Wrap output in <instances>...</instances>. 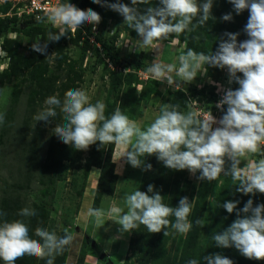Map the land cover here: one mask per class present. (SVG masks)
<instances>
[{
    "label": "clouds",
    "instance_id": "9594fccd",
    "mask_svg": "<svg viewBox=\"0 0 264 264\" xmlns=\"http://www.w3.org/2000/svg\"><path fill=\"white\" fill-rule=\"evenodd\" d=\"M102 0H93L100 5ZM131 6L119 2L107 4L111 10L123 17L124 23L134 29L139 37L140 47L149 48L154 43L166 40L169 35L190 31V25L198 17V24L204 26L209 21L213 0H158L156 7L140 10L137 5H147L150 0H130ZM237 15L244 10L249 18L244 26L248 39L237 42L239 33H226L215 52L197 53L188 49L178 57L177 64L154 62L148 69L157 81L173 84L172 73L181 81L191 83L199 75L207 72L206 66L226 69L229 83L239 85L235 90L224 91L217 104L226 105V111L217 120L213 115L198 119L196 114L179 112L178 105H166L154 121L144 129L137 126L119 108L109 117H105V104L101 101L91 103L84 90L76 89L65 94L63 101L55 95L45 99L47 106L37 115L35 121L50 123L60 108L67 123L55 129V135L75 150H87L90 145L99 142L101 147L115 143L128 148L123 154L126 162L133 168L150 171L152 165L144 164L145 156L155 155L157 160L171 170H187L195 175L199 172V181H214L221 176H230L239 181L237 192L244 195L264 193V159L250 168L241 169L242 158L248 153H257L264 143V0H228ZM104 6V5H102ZM40 23L62 26V31L49 33L47 41H59L64 32L75 33L86 25H98L100 15L93 10L85 12L68 0L36 16ZM222 19L231 21V13ZM46 44L38 43L33 49L43 53ZM241 73L242 76L237 75ZM4 114L0 113V124ZM218 125V126H216ZM264 146V145H263ZM127 206L124 212L113 207L110 214L118 216L116 221L122 233L131 232L144 225L149 233L164 230L168 235L169 217H174L171 228L178 234H187L192 227L188 217L193 208V200L187 196L180 198L178 206L169 207L162 201V195L148 185L147 192L139 189L125 193ZM239 201H224L222 208L227 213L236 210L237 218L212 238L217 248H235L245 258L264 260V204L253 206L249 199L241 209ZM87 216L100 228L105 224L103 209L89 208ZM4 213L0 212V217ZM18 216L29 218L38 213L26 206L19 210ZM200 224V221H196ZM34 239L26 219L7 221L0 219V264H16L21 257L39 258L45 264H54L73 242V236L66 229L64 235L55 231L38 228ZM203 264H233V261L221 254L203 256ZM187 264H201L197 259H189Z\"/></svg>",
    "mask_w": 264,
    "mask_h": 264
},
{
    "label": "rangeland",
    "instance_id": "374dc122",
    "mask_svg": "<svg viewBox=\"0 0 264 264\" xmlns=\"http://www.w3.org/2000/svg\"><path fill=\"white\" fill-rule=\"evenodd\" d=\"M116 2L102 0L98 5L89 0L79 6L76 1L74 5L77 8L85 12L96 11L101 21L95 28L86 25L75 33L64 32L59 41H47L48 34L59 33L62 27L51 31L44 26L36 29L28 24L0 33V113L4 114V122L0 124V212L10 213V207L14 212L18 206L21 209L26 206L33 208L38 213L35 216L37 228L33 227L34 223L27 222L34 239H37L35 231L38 228L55 231L58 236H62L66 229L74 238L66 264H75L76 250L78 255L93 253L99 258H109L107 254H110V249L103 246L102 250L97 241L104 237L109 243L112 235H108L107 231L121 232V226L116 222L118 216L110 214L111 209L118 207L127 211L123 197L125 193L139 189L144 170L133 168L123 157L131 145L128 148L115 145L113 161L118 181L114 194L104 195L100 202L99 209L105 212V224L98 228L86 214L92 208L100 175V169L96 167L90 169L88 177L85 175L86 159L93 155L94 144L87 150H78L80 156L75 163L54 162L49 156L50 137L56 122L65 118L61 109L56 108L57 116L50 118V123L35 121L34 116L47 107L45 99L55 95L63 101L67 92L81 89L86 92L91 103L101 101L105 104L106 118L119 108L122 101H129L131 104H127L122 113L144 129L150 126L162 108L171 105L172 93L175 91H182L187 96L188 106L183 114L191 111L198 119L213 115L219 120L227 108L226 105L217 107L224 91L239 87L234 81L229 83L226 69L212 66H206L207 72L198 74L191 83L181 81L175 72L171 74L174 81L171 86L157 81L147 69L154 62L175 63L178 67L179 55L188 50L186 39L189 31L171 34L166 40L158 41L149 48L140 47L134 29L124 23L121 15L106 6ZM119 2L131 6L130 0ZM156 6H159L158 0L137 5L140 10ZM1 11L4 12L3 8ZM87 26H91L94 32L100 31L101 37L107 42L114 39L115 50L122 58L121 63L115 66L104 47L91 40L86 34ZM38 42L41 46L47 45L43 53L33 49V45ZM133 58L140 59V68L128 66L127 61ZM213 95H216L217 101L212 100ZM262 151L263 144L257 153L246 154L242 158L241 169L250 168L264 159L259 156ZM147 158H142L144 164ZM185 174L192 183L197 186L200 184L201 181L197 179L199 172L192 175L185 170ZM227 177L230 176L205 181L208 195L199 234L200 245L207 238L217 200ZM16 187L22 189L16 190ZM123 234L124 247L118 254L112 252L113 256L109 259L112 264H140L138 253L128 251L131 232ZM116 236L120 237L119 234ZM185 236L173 229L165 250L169 254L177 253ZM104 259L103 262H106Z\"/></svg>",
    "mask_w": 264,
    "mask_h": 264
},
{
    "label": "trees",
    "instance_id": "16d2710c",
    "mask_svg": "<svg viewBox=\"0 0 264 264\" xmlns=\"http://www.w3.org/2000/svg\"><path fill=\"white\" fill-rule=\"evenodd\" d=\"M76 1L79 2L78 5L80 6L81 3L89 0H72L71 3L74 5ZM1 8L6 12L5 7H0V10ZM229 13L232 15V20L224 21L222 17ZM248 18L249 12L247 10L237 15L233 5L230 4L228 0H213L209 21H207L204 26H200L197 17L193 20V25H195V27L190 25L191 30L188 32L186 39L187 49H192L197 53L203 52L206 55L211 54L212 51L215 52L217 50L222 40H227L226 33H239L237 37L238 43L248 39L244 32V26ZM28 24L36 29H40V27L44 26L47 27L48 30L54 31L52 30L54 29L52 25H45L32 19L25 18L20 20L16 17H7L0 21V33L10 28H20ZM85 30L89 37H93L97 43L104 47L115 66L122 62V58L115 50L114 39L107 42L101 37L100 31L94 32L91 26H87ZM127 64L132 68H140L142 66L138 58L127 61ZM237 75L242 74L238 73ZM212 100L217 101L216 95H213ZM127 104L131 103L125 100L120 103L119 109L121 112L125 111ZM171 105H178L177 110L183 113L188 106L186 94L182 91L173 92ZM65 123H67L65 120L56 122L49 142V156L58 164H62L63 162L75 163L80 156L78 150H75L70 145L64 144L61 139L55 135V129ZM115 145V143H112L101 147L99 142H97L94 144L95 149L93 155L86 159L85 175L87 177L92 167L100 169L92 208L99 209L103 196H111L115 192L118 181V175L115 172V163L113 161ZM259 156L264 157V146ZM149 163L152 165V169L150 171H143L139 190L147 192L148 185H154V190L162 195L163 203L169 207L178 206L180 198L185 196H187L190 201L193 200V208L188 217L192 227L181 241L180 250L175 254H169L167 250H165V245L170 239L173 231L171 223L174 222V217L168 218L170 220V225L167 229L168 235L166 237L164 236V230L159 233H149L144 225H140L137 229L132 230L128 243V251H135L138 253L140 264H187L189 259H197L203 264V256L214 253L221 254L231 259L233 264H264V260H250L243 257L235 248H217L212 238L215 234L222 232L224 228L230 226L237 218L236 210H234L233 213H227V211L222 208L224 201H239L237 209H241L249 199H252L253 206L255 207L258 204H264V193L257 192L255 195H244L243 193L237 192L236 188L239 186L240 182L233 181L231 177H227L225 185L221 188V193L217 200L216 210L211 221L207 238L205 243L200 245L199 234L206 211L208 195V188L205 181H201L197 186L187 178L185 170L175 171L168 169L162 162L157 160L155 155L148 156L145 165ZM18 188L21 187H16V190ZM10 208V213H4L0 219L7 221L26 219L30 223H34L33 227L37 228L38 220L36 217H20L17 215L18 211L21 209L19 206L17 210L14 211L15 214H13L12 207ZM197 220L200 221V224L196 223ZM62 235H64V233H62ZM70 247L71 245L67 247L61 255L55 258L54 264H66ZM104 260L106 261L105 264H112L109 258ZM84 262L85 256L78 255L75 264H84ZM16 264H45V260L25 256L19 258Z\"/></svg>",
    "mask_w": 264,
    "mask_h": 264
},
{
    "label": "built area",
    "instance_id": "2783aa9c",
    "mask_svg": "<svg viewBox=\"0 0 264 264\" xmlns=\"http://www.w3.org/2000/svg\"><path fill=\"white\" fill-rule=\"evenodd\" d=\"M61 3L62 0H0V7L6 8V12L0 10V18L16 17L20 20L28 18L36 21V16L43 15L46 10ZM42 24L52 25L54 28L62 27L58 24ZM91 40L94 38L91 37Z\"/></svg>",
    "mask_w": 264,
    "mask_h": 264
},
{
    "label": "crops",
    "instance_id": "0c3cea01",
    "mask_svg": "<svg viewBox=\"0 0 264 264\" xmlns=\"http://www.w3.org/2000/svg\"><path fill=\"white\" fill-rule=\"evenodd\" d=\"M107 234L108 235H112L111 237H112V239L110 238V242L109 243H107V241H105L104 240V237H102L101 238V240L99 239L98 241H97V245L99 246V248H101L102 250H103V246H105V247H108V249H110V254H107V256L109 257V258H111V256H113L112 255V252H113V254H118L117 252H119V250H121L123 247H124V241H122L123 239L122 238H124V234L122 233V232H120V233H116V232H108L107 231ZM120 235V237L118 238L116 235ZM106 236V235H105ZM114 237H116L115 239L117 240V241H115V239H114ZM121 238V239H120ZM128 240H129V238H128ZM113 241V244L111 243ZM76 253L77 254H75V256L76 257H78V252H77V250H76ZM103 253V255H104V252H102ZM107 253V252H106ZM100 257V256H99ZM98 256H96L95 254H93V253H87L86 255H85V262H84V264H105V262H103V260L102 259H104V258H99ZM75 262H76V260H75Z\"/></svg>",
    "mask_w": 264,
    "mask_h": 264
}]
</instances>
